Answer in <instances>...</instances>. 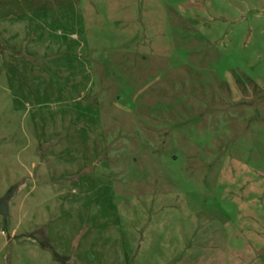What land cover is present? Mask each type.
Returning <instances> with one entry per match:
<instances>
[{
	"label": "rangeland",
	"instance_id": "obj_1",
	"mask_svg": "<svg viewBox=\"0 0 264 264\" xmlns=\"http://www.w3.org/2000/svg\"><path fill=\"white\" fill-rule=\"evenodd\" d=\"M40 2L42 13L25 24L16 16L15 27L64 17L67 27H49L57 34L44 62H59L79 98L63 115L52 103L34 107L26 127L62 119L70 128L60 134L71 130L80 145L48 148L47 169L96 177L43 214L55 220L60 255L69 264H264V0ZM0 165L3 196L10 175ZM72 198L79 210L65 209ZM23 203L19 194L6 225L0 217V264H57L25 246Z\"/></svg>",
	"mask_w": 264,
	"mask_h": 264
},
{
	"label": "crops",
	"instance_id": "obj_2",
	"mask_svg": "<svg viewBox=\"0 0 264 264\" xmlns=\"http://www.w3.org/2000/svg\"><path fill=\"white\" fill-rule=\"evenodd\" d=\"M23 1L26 3V8L23 7L24 11L18 6ZM45 2L49 3V0H45ZM43 8L45 9L40 0H0V89L1 87L4 88L3 91L6 89L4 93L6 94L5 98H7L8 106L5 117L8 130L4 131V129L1 131L0 129V136L5 133L7 135V142L0 144V147L8 149L6 150V158H4V155L0 157V163L5 162L8 165V174L10 175V185L3 187L1 194L11 186H16V196L11 201V209L14 208L13 204L16 197L19 194H24L23 216L24 223L27 225L24 232L25 236H27L26 241H28V244L25 246L28 247L29 252L35 257L39 256V252L40 254H44V251L49 252L40 247L41 242H46L59 256H61L60 254H62L63 250L59 247L60 243H56L57 241L55 240L54 242L49 237V235L51 236L50 228H56L57 226L54 223L55 220L50 222L48 221V217L44 218L43 214H45V211L50 206L52 211L62 210L63 206L58 209V207L56 208V204L65 195V192L72 195L78 192L79 195L82 185L81 179L87 181V179L96 178L91 174L78 176L74 174V171L63 174L47 169L46 163L51 161L50 153L52 150L48 148H57L62 145L78 147L80 145L79 141L75 139L74 134H70L71 130L66 131L65 136L60 134L69 127V125L66 128L64 127L62 119L58 120L56 125L52 124L48 126V124H45L39 128L35 127V125H28V128L26 127L29 112L34 107L37 109V114H39L41 113L40 111H43L44 107H48L52 103L59 107L51 113L56 115L60 112L63 115V109L60 108L65 101H68V98L72 100H78L79 98L78 95H73L74 93L68 91L65 85H62L63 82L60 79L62 72L58 70L59 62H44L46 55L43 52L47 51L49 49L48 46L51 44V39H49L48 35L57 34V31L54 32L50 28L54 25L57 26V24L67 27L66 22L63 20L64 17L60 19L59 17L55 18L56 21L48 27L46 24L39 25V23H36L33 27H25L23 25L18 30L15 27L16 16L20 18L18 20L23 21L25 24L26 20L31 17L29 13H32L34 17L38 16L42 13ZM54 8L50 9L52 13H55ZM52 21H54L53 18ZM17 34L22 37L18 43L15 38ZM30 36L35 37L30 38ZM45 47L47 48L43 51L42 49H45ZM18 48L20 50L17 51ZM35 51L40 54H35ZM3 59H5V62H3ZM16 60L24 62H15ZM3 64L7 67L6 72L4 70L1 71ZM50 82L57 83H55L56 85L52 83L48 86ZM3 85H6V87ZM32 85L40 95L39 102L34 106L28 101L32 94ZM45 93L49 95V98L54 94L55 96L48 100L44 97ZM3 115H5L4 111H0V116ZM48 129L52 130V133H49ZM73 130L74 133H79L78 129ZM60 157L56 156L55 161L60 162ZM79 160L77 156L71 161L74 164V168L78 165ZM2 167L4 166L0 165V170ZM65 186L67 191H65ZM91 186H93V183L91 185L85 184L83 194L90 193L93 190ZM74 200L72 198V202L68 203L65 209L79 210V205L74 203ZM37 213H39V217H36ZM29 215L30 218H28ZM10 222L13 223L12 221ZM46 226L49 229L45 230ZM10 234L13 237L12 239H15V231L13 230ZM53 261L55 260L53 259Z\"/></svg>",
	"mask_w": 264,
	"mask_h": 264
},
{
	"label": "trees",
	"instance_id": "obj_3",
	"mask_svg": "<svg viewBox=\"0 0 264 264\" xmlns=\"http://www.w3.org/2000/svg\"><path fill=\"white\" fill-rule=\"evenodd\" d=\"M16 190H17L16 186L13 185L6 191V193L3 196H0V217L2 218L3 223L5 225L9 221L10 204H11V201H12V199L16 193ZM40 247L44 250L49 251L51 253L53 259L58 264H69L68 259H66L65 257L57 255L46 242H41Z\"/></svg>",
	"mask_w": 264,
	"mask_h": 264
}]
</instances>
